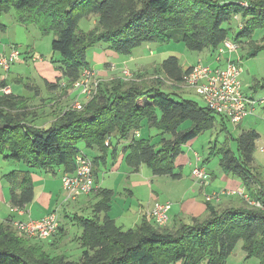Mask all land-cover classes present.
<instances>
[{
  "label": "trees",
  "instance_id": "trees-1",
  "mask_svg": "<svg viewBox=\"0 0 264 264\" xmlns=\"http://www.w3.org/2000/svg\"><path fill=\"white\" fill-rule=\"evenodd\" d=\"M10 11L18 24L34 25L42 35L53 34L51 49L61 57L59 69L66 91L90 67L87 51L99 42L123 56L145 43L169 42L214 53L226 39L241 45L240 37H250L255 27L264 25V0H0V17ZM234 16L246 22L241 33L230 39L222 25ZM91 17L95 19L93 29L79 30V20ZM261 49L264 37L260 44H252L250 55ZM157 69L177 83L189 68L183 70L179 60L170 56ZM160 87L147 86L143 80L101 81L82 110L65 109L47 128L33 125L35 111L22 97L0 94V155L7 152L6 158L37 170L62 166L65 172H72L75 157L83 154L81 146L104 151L105 141L114 136L129 139L125 160L130 168L146 165L155 175L175 178L174 164L181 146L213 128L217 117L225 129L224 119L228 118L196 102L176 100ZM143 126L171 137H162L156 147L135 136ZM258 138L255 130H242L235 139L236 152L226 146L218 149L219 166L225 175L241 182L250 199L264 204V182L253 165ZM5 179L12 184V207L24 209L33 200L29 173L12 171ZM101 195L94 204L95 215H74L81 228L78 261L50 255L38 240L17 233L10 220L0 223V264H224L239 241L247 258L264 264V211L242 198L234 196L219 203L204 200V217L180 221L172 228L143 220L123 230L107 216L99 218L108 211L112 193L103 191Z\"/></svg>",
  "mask_w": 264,
  "mask_h": 264
},
{
  "label": "rangeland",
  "instance_id": "rangeland-1",
  "mask_svg": "<svg viewBox=\"0 0 264 264\" xmlns=\"http://www.w3.org/2000/svg\"><path fill=\"white\" fill-rule=\"evenodd\" d=\"M94 22V17L80 19L78 22V28L81 31L87 32L93 29L95 25ZM245 22L246 19H242L240 17L237 20L232 19L229 24L224 23L222 26L227 30L228 37L231 39L241 33V28ZM1 25L4 26V28H2ZM263 37L264 25L257 26L253 29L250 37L239 38L241 45L237 52L230 54L227 53L225 55H230L232 59L240 64L242 68V90L256 101H259L264 97V49L259 50L254 56L250 55V51L252 44H260ZM53 38V34L42 35L39 29L34 25L18 24L14 18V11H10L0 17V56L5 52L9 53L11 47H15L20 54L19 59L10 65L8 72H3L0 68V79L1 77L5 78L7 86L11 88V91L14 94L21 95L28 100H31L33 105L40 104L42 99H47L48 101L51 96L50 89L48 88L46 81L57 83V85L59 84L60 86L65 80L59 69L61 66V57L58 53L53 52L51 49V42ZM151 50H154L152 55H155L152 57V61H155L157 64L170 56H174L179 60L180 65L184 68L197 63L199 59L201 60V63L211 65L212 67L218 65V62L214 61V53H212V56L214 57L211 59L208 57V52L188 50L181 42L145 43L141 47L134 49L131 53L132 55L127 56V59L129 60L127 65H122H125V67L131 71L136 70L141 64L145 65L149 62L147 57L148 55L151 56ZM112 53L117 56H123L115 53L114 51H112ZM109 55H111V50L108 49L105 43L99 42L87 51L86 58L90 67L100 72L104 69V63L98 61L97 57L100 56L102 57L101 59H103ZM132 57H138L142 60ZM206 57H208L207 60ZM132 59L134 60L131 61ZM158 74L159 73L155 70L149 74L139 73L140 76L136 78L139 81L143 80L147 86L156 84L161 85L160 89L163 92L172 93L176 100H190L196 102L199 106H205L203 100L193 90L177 86ZM156 80L161 81L162 84ZM259 107L263 106L257 105L255 107L254 111L251 113L252 115L250 114V118L248 119L250 124L247 125L244 122L242 129H253L259 134L253 154V165L256 169L255 171L259 173L260 178L264 182V151H262V149H264V110ZM29 109L34 112L31 106H29ZM44 112L45 110H39L37 114L38 117L34 112V119L38 118L39 121H43V116L45 115ZM217 120L218 122L215 123L213 128L199 134L190 144H184L181 147V152H183V154H180L177 157V162L181 163L183 166L182 175L184 183L188 185L193 184L196 190L199 185L194 183L191 175V169L196 166L203 167L205 171L213 175V180L215 182L214 186H217L219 189H223L225 183L220 179V177L225 174L219 167L220 156L218 154V149L226 146L233 152H236L235 139L239 134L237 125H234L228 119H224L225 129H223L220 125V117H217ZM188 124L189 122H187L184 127ZM138 132L142 139L150 140L152 144L157 145L162 138L159 131L154 128H147L143 126L140 130H138ZM112 142L117 145V137H112ZM81 148L87 158L92 159L94 157L90 153V150L82 146ZM6 154L7 152L0 155V166H4L2 164H6V161H4ZM183 155L185 156L184 160L182 157ZM9 163L11 165L18 164L17 161L12 160H10ZM142 169L147 177L152 176V171L148 167L143 166ZM109 178H107L108 183L110 182ZM164 178L165 176L154 177L152 183H149L151 186L150 189L152 192L157 194V197L160 200H172L171 202L159 201V203L167 202L171 205H175L174 211L177 213L179 212V207H181L184 201L188 198L190 199L191 194L187 192V196L182 198V194L179 196L178 193L173 190L174 186L168 185L169 187L162 189L161 185L165 180ZM166 178L169 182H174L172 179H168V177ZM100 182L103 183L102 176H100ZM173 184L175 185L176 182ZM160 189H162V191H159ZM142 190L139 192L140 196H142ZM143 191L145 192L144 194L148 192V190L145 189ZM218 191L220 190L214 192ZM202 194L203 192L201 191V196L197 194L195 197L203 201L204 198ZM228 197L234 196H224L222 197V200ZM62 198H65V193H63ZM112 204L114 207L113 213L123 207L121 202L115 203V201H112ZM142 204H145L146 207L148 205V200ZM59 214H61V223L64 228V233L58 240L56 250L52 249V251H50V255H65L70 260L78 261L81 257V248L79 242L77 241V237L81 233V228L72 220L74 212L70 214V212L67 211L66 216L62 214L61 211ZM170 217L173 218V216L169 215V218ZM172 218L170 224H173ZM183 221L189 222L187 219H184ZM117 225L121 226L123 229L134 227L129 224L122 225L118 220ZM34 242L36 241H31L30 243ZM242 245V241L237 243L232 253L226 258L224 264H260V261L257 258L246 257L244 251L242 250Z\"/></svg>",
  "mask_w": 264,
  "mask_h": 264
},
{
  "label": "crops",
  "instance_id": "crops-1",
  "mask_svg": "<svg viewBox=\"0 0 264 264\" xmlns=\"http://www.w3.org/2000/svg\"><path fill=\"white\" fill-rule=\"evenodd\" d=\"M1 27L4 28V26L2 25ZM153 52L154 50H151V56L148 55L147 57L148 58L147 60L149 62L146 63L145 65L141 64L134 71H131L130 69H127L125 65H122V64L127 65L129 61L127 59V56H117L116 54H113L112 51H111V55L106 56L103 59H101L102 57L99 56L97 57V60L104 63V67H103L104 69L101 70L100 72L98 71V78L101 81H109L114 78H121L123 80L122 69L124 68L129 70V72L132 73L133 77L135 76V78L140 76L139 73L149 74L155 70L159 73L158 75L163 76V73L159 72L157 69L160 63L157 64L155 61H152V57L155 56V55H152ZM206 52H208L209 54L208 57H210L211 59L214 57L212 56L211 52L209 51H206ZM4 54H7V53L5 52L2 55ZM214 55H215V52H214ZM208 57H206V60L208 59ZM132 58L142 60L138 57H132ZM133 60L134 59H132L131 61ZM198 63H201L200 59L197 63L190 65L186 68L182 67L181 65L180 66L183 70H186ZM112 65L113 67H111ZM63 82H65V80ZM1 83L6 84L5 87L9 89V93L17 97H22L23 100L29 106L32 107L36 115L38 114L39 110H45L43 121H39L38 118H35L33 120V125L38 128H47L53 121L57 119V117L60 115L61 112H63L65 109H67L72 104L73 102L72 99L75 98L74 96L75 92H73L72 89L66 91L64 87H62L61 85L59 86V84L57 85V83L46 81L47 86L50 89L51 96L49 97L48 101L47 99H42L40 104L33 105V103H31V100H28L27 98L21 95L14 94L11 91V88L7 86L5 78L1 77L0 87H2ZM245 94L248 97H250L247 93ZM259 108H262L264 110V106L259 107ZM47 113H50V114H47ZM249 118H250V114L247 115L243 119V121L239 124V126H237V129H239V133L242 130H251V129H242V125L244 122L247 125L250 124L248 120ZM112 137H110V139L105 141V144L107 143V146L105 145L106 149L104 151H98L97 149H88L90 150V153L92 154V156H94L92 158L94 160V166H93L94 180H95L96 187L99 188V192L98 193L94 192L89 196L80 195L74 201H63L64 199L62 198L63 190H62V184H61V176L63 173H65L64 167L62 166L54 167L51 170L42 171V170L29 168L25 163L20 162V161H17L18 164L16 165L15 164L11 165L9 163L11 159L5 157L4 161H6L5 162L6 164H2L4 166H0V223H6L7 221H10V220H29V219L39 220L45 217L46 215H48L49 213H51L52 211H54L56 208H59L58 212L60 213L61 211V213L64 214L65 216L67 214V211H69L70 214L74 212V215H77V216L82 215V216L92 217L93 215H95L94 204L97 201H99L100 196H103L101 195V192L103 191H110L112 195H111V200L109 202V209L106 213H101L98 215L100 219L103 218L104 216H107L108 218L114 220L116 225H117V220H118L120 224L122 225L129 224L130 226H134V227L140 224L143 220H146L148 222H153L152 219L149 217V213L153 205L159 201L160 202L170 201V199L160 200L157 197V194L151 191L150 189L151 186L149 185V183L150 184L152 183V181L154 180V177L165 176V175H155L152 172V176L147 177V175L142 169V167L146 165H141L139 169L137 170L130 168L127 165L126 160H125V157L128 153L126 148L129 145V139L128 140L118 139L117 145H115L112 142ZM139 137H141L140 134H139ZM162 137L170 138L171 136L166 134V135H163ZM194 139H192L186 144H190L191 142H193ZM154 145L156 147L158 146V144L157 145L154 144ZM82 153L85 154L84 151H82ZM180 154H183V152H181ZM184 155L182 156L183 160L185 159ZM12 161H15V160H12ZM174 166H175V169L173 170V174L177 175V177L173 178L171 176H165L164 178L165 180L162 183L161 188L164 189L165 187H169L168 185H171V186H174L173 190L177 192L179 196L182 194V198H185L187 196L186 195L187 192H189L192 196L190 195V199L188 198L189 200L186 199L183 204L181 203L182 205L181 207H179V212L177 213L174 211L175 205H171L169 215L173 216V218L172 217L169 218L168 224L166 226L169 228H172L180 221L184 222L183 221L184 219H187L190 222L192 218H202L206 215V206L204 203V199L202 201L199 198L195 197V195L197 194L201 196V191L204 194V193H211V192L214 193V191H217V190L232 191V190H239L243 188L241 185V182L237 178L224 175L220 177V179L225 183L224 187L223 189H219L217 186L216 187L214 186L215 182L213 180V175L209 174L206 171L210 178L208 185L205 188L197 187V190H196L193 184L188 185L184 183V179L182 175L183 166L181 163L177 162V158L175 160ZM12 171H18L22 173L28 172L30 180L33 184V200L31 203L26 205L25 208L22 209L21 211H16L14 209L15 207H12L11 205L12 184L9 183L5 179V175L9 174ZM67 173H71V172H67ZM100 176H102L103 183L100 182ZM166 177H168V179H172L174 182H169ZM107 178L110 179L109 183H108ZM175 182L176 184L174 185L173 183ZM139 189L140 190L145 189V190H148V192L144 194L145 192L142 190V196H140ZM162 189H160L159 191H162ZM208 189H211V190H208ZM229 198H232V197L224 198L223 200L221 198L220 201H227L229 200ZM146 200H148V205L145 207V204H142V203L146 202ZM112 201L113 202L115 201V203L121 202L123 204L122 205L123 207L119 208L115 213H113L114 207H113ZM74 215H73V218H74ZM171 218L173 220V224H170ZM59 223H60L61 229L58 231V233L55 236L48 239L47 241L45 240L38 241V243H40L43 249L49 254H50V251H52V249L56 250L58 240L64 233V228L61 223V214H59ZM117 226L122 228L119 225ZM123 230H128V229H123Z\"/></svg>",
  "mask_w": 264,
  "mask_h": 264
},
{
  "label": "built area",
  "instance_id": "built-area-1",
  "mask_svg": "<svg viewBox=\"0 0 264 264\" xmlns=\"http://www.w3.org/2000/svg\"><path fill=\"white\" fill-rule=\"evenodd\" d=\"M247 6L246 2L241 3ZM238 16H234L237 19ZM240 44L226 39L217 48L214 61L218 65L212 67L208 64L198 63L190 67L183 74L180 82L173 84L193 90L205 103V106L215 114H221L228 118L234 125L240 124L243 119L251 114L257 105L264 106V97L256 101L248 97L242 90L240 64L232 59L227 53L237 52ZM19 52L15 47H11L9 53L0 57V68L3 72H8L10 65L19 59ZM223 62V63H222ZM113 67V65L111 66ZM123 80L139 81L134 78L127 69H122ZM101 80L98 78V71L88 67L81 71L80 76L72 84V91L76 93L72 104L68 107L72 110H82L97 93ZM65 87V82L61 84ZM0 94H9V89L0 87ZM138 137L139 133L136 132ZM107 145V143L105 144ZM264 151V149H263ZM192 178L201 188H205L210 181L208 173L203 167L196 166L191 171ZM61 184L65 198L63 201H74L80 195L89 196L97 189L93 176L92 160L83 154L75 157V168L71 173H63ZM237 196L242 198L250 206H255L264 211V204L249 198L243 188L232 191H220L212 194H203L206 202L219 203L223 196ZM16 211L22 209L14 208ZM170 203L156 202L149 217L157 227H165L169 221ZM59 208L39 220H13L12 227L17 233L29 240H48L52 238L59 228Z\"/></svg>",
  "mask_w": 264,
  "mask_h": 264
}]
</instances>
